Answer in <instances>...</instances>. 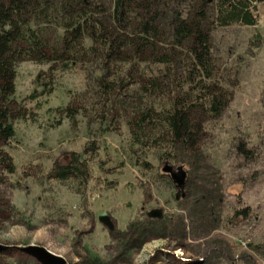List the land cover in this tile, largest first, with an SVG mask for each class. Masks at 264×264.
I'll return each instance as SVG.
<instances>
[{"label":"rangeland","instance_id":"obj_1","mask_svg":"<svg viewBox=\"0 0 264 264\" xmlns=\"http://www.w3.org/2000/svg\"><path fill=\"white\" fill-rule=\"evenodd\" d=\"M164 1L169 10L159 28L167 33L171 10L184 12L188 0ZM255 13L254 27L210 28V84L225 106L215 119L195 113L200 131L187 147L157 120L135 127L140 114L181 99L175 83L183 52L168 70L149 67L160 85L152 94L135 74L102 96L97 62L63 72L16 63L8 106L24 114L10 120L14 138L0 143L14 167L9 173L0 162V245L7 247L0 264H40L22 251L28 246L65 264H264V1ZM55 33L42 31L47 39ZM161 43L162 50L167 38ZM67 107L76 111L72 119ZM90 143L96 150L84 156L85 185L47 178ZM165 165L182 168L180 190L161 172ZM151 210L161 218H147Z\"/></svg>","mask_w":264,"mask_h":264},{"label":"trees","instance_id":"obj_2","mask_svg":"<svg viewBox=\"0 0 264 264\" xmlns=\"http://www.w3.org/2000/svg\"><path fill=\"white\" fill-rule=\"evenodd\" d=\"M263 1L188 0L184 12L171 10L168 31L162 33L159 22L169 10L164 0H0V143L14 138L10 120L21 119L24 114V108L18 106L17 113L12 115L8 106L14 93V68L18 62L46 64L49 72L84 69L97 62L101 70L95 79L102 96H108L118 86L128 85L135 74L143 86L142 92L152 94L160 85L157 76L147 75V70L152 66L168 70L173 55L183 52L182 79L175 83L181 99L172 100L159 113L149 109L140 114L135 127L142 130L145 122L157 120L173 142L189 146L200 131L195 113L215 119L225 106L220 90L210 84L213 76L210 28L254 27L256 6ZM47 28L59 33L47 39L42 34ZM164 37L168 43L161 50ZM124 66L130 70L123 78ZM64 112L68 119L76 113L70 107ZM94 150L96 146L90 143L68 166L53 165L47 178L58 181L71 178L85 185L89 175L84 156ZM0 162L9 173L13 172L6 153L0 152Z\"/></svg>","mask_w":264,"mask_h":264},{"label":"water","instance_id":"obj_3","mask_svg":"<svg viewBox=\"0 0 264 264\" xmlns=\"http://www.w3.org/2000/svg\"><path fill=\"white\" fill-rule=\"evenodd\" d=\"M161 172L166 174L171 179L172 183L175 187L180 190L184 185L185 173L183 172L181 167L173 169L170 166L165 165ZM146 217L149 219H160L161 218V211L160 210H151L146 214ZM98 221L105 225L107 228H110L109 219L106 215H101L98 217ZM7 249L6 246L0 245V253L4 252ZM23 252L27 253L28 255L35 258V260L40 264H65L63 259L55 256L45 249L37 246H28L27 248L22 250Z\"/></svg>","mask_w":264,"mask_h":264}]
</instances>
